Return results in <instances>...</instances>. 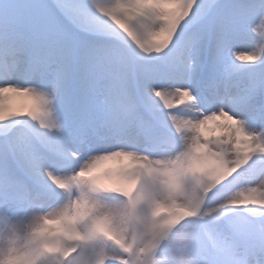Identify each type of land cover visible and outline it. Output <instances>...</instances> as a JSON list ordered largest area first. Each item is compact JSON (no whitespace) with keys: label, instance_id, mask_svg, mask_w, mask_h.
Wrapping results in <instances>:
<instances>
[{"label":"snow or ice","instance_id":"1","mask_svg":"<svg viewBox=\"0 0 264 264\" xmlns=\"http://www.w3.org/2000/svg\"><path fill=\"white\" fill-rule=\"evenodd\" d=\"M0 264H264V0H0Z\"/></svg>","mask_w":264,"mask_h":264},{"label":"rangeland","instance_id":"2","mask_svg":"<svg viewBox=\"0 0 264 264\" xmlns=\"http://www.w3.org/2000/svg\"><path fill=\"white\" fill-rule=\"evenodd\" d=\"M245 48H247V45L241 46V50H244ZM219 134H220L219 130L216 133H213V135H219Z\"/></svg>","mask_w":264,"mask_h":264}]
</instances>
